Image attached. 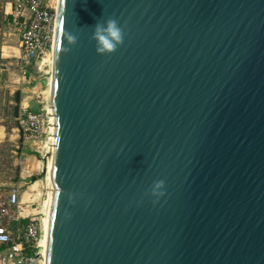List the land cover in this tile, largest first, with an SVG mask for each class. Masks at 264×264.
Returning <instances> with one entry per match:
<instances>
[{"label": "water", "instance_id": "1", "mask_svg": "<svg viewBox=\"0 0 264 264\" xmlns=\"http://www.w3.org/2000/svg\"><path fill=\"white\" fill-rule=\"evenodd\" d=\"M51 82L44 264H264V0H58Z\"/></svg>", "mask_w": 264, "mask_h": 264}, {"label": "built area", "instance_id": "2", "mask_svg": "<svg viewBox=\"0 0 264 264\" xmlns=\"http://www.w3.org/2000/svg\"><path fill=\"white\" fill-rule=\"evenodd\" d=\"M11 7L10 22L18 31L17 66L25 77L27 68L37 64L53 51L57 6L56 0H5ZM39 96L37 95V98ZM37 101L36 110L29 105H21L16 116V130L22 135V142L31 146V152L38 153L46 162L52 144L53 110L50 101ZM16 150L13 153L18 155ZM21 173L31 177L32 169L25 161L23 151L17 157ZM46 178V176H45ZM14 186L5 201L0 202V264H42L39 241L42 236V220L32 213L21 215L23 211L22 186ZM26 220L15 229L8 228V220Z\"/></svg>", "mask_w": 264, "mask_h": 264}, {"label": "rangeland", "instance_id": "3", "mask_svg": "<svg viewBox=\"0 0 264 264\" xmlns=\"http://www.w3.org/2000/svg\"><path fill=\"white\" fill-rule=\"evenodd\" d=\"M4 5H6L5 0H0V126L4 127V135L0 139V183H12L15 181V177H17L16 180L19 178V166L15 167L14 160L21 151L26 152L24 149L26 146L22 144V135L16 130L17 114L14 113V108L17 106L18 113L20 102L25 98L30 99L31 106L36 108L38 98L42 100L48 97L51 67L48 61L40 65L42 60H39L37 64L33 63L29 66L25 77L23 76L17 66L18 31L11 24L10 18L5 16ZM16 91L21 93L19 103L14 99ZM17 134L19 137H16ZM16 145H19L21 149L17 150L18 155L15 156L13 151L16 150ZM26 153L32 156L29 152ZM33 156L39 161L38 170L36 174L31 175L27 184L22 186L21 192L24 193L35 180H40L41 185L36 195L23 196L21 215L32 213L41 219L47 191L45 185L46 162L42 161L38 153H33ZM31 162L35 163L36 161Z\"/></svg>", "mask_w": 264, "mask_h": 264}, {"label": "clouds", "instance_id": "4", "mask_svg": "<svg viewBox=\"0 0 264 264\" xmlns=\"http://www.w3.org/2000/svg\"><path fill=\"white\" fill-rule=\"evenodd\" d=\"M124 32L116 19H107L103 22H97L93 26L91 39L95 41L96 52L98 54H111L119 45L123 43ZM67 43L74 45L77 42V37L71 33L66 36ZM163 180L154 182L153 187L156 190L162 189ZM153 194H156L155 192ZM163 195V192H159Z\"/></svg>", "mask_w": 264, "mask_h": 264}, {"label": "crops", "instance_id": "5", "mask_svg": "<svg viewBox=\"0 0 264 264\" xmlns=\"http://www.w3.org/2000/svg\"><path fill=\"white\" fill-rule=\"evenodd\" d=\"M3 8H4L3 10H4L5 16H8L9 18H11V16L9 15V12L11 11L10 5L8 3H6V5H4ZM20 105H29V107H30V105H31L30 104V99H26L25 98L22 102H20ZM3 135H4V127L0 126V139L2 138ZM16 137H19V134H17ZM22 144L26 146V147H24L25 151L29 152L32 156H29L26 152H24V154L26 156V159H25V161L23 159H21L20 163H22V161H23L22 164L27 162L30 165L29 167L32 169V174H34V173L36 174V171L38 170V166H39V161L37 160V158H35V156H33V152H31V146L29 144H26V143H23V142H22ZM16 146H19V145H16ZM16 146H15V148H16ZM19 148H20V146H19ZM19 161H18L17 158H15V160H14L15 167L17 165L19 166ZM31 161H36V162L32 163ZM42 161H43V159H42ZM15 178L17 179V177H15ZM29 178L30 177H27V174L25 172L21 173V170H20V167H19V178H18V180L15 179V181L12 182V183L11 182H9V183H0V202L1 201H5L7 199L8 195L10 193V190L14 186H16L18 184L22 185L23 182L29 181ZM10 221H12V220L11 219L8 220V225H9ZM8 228L12 229V227H10V225H9Z\"/></svg>", "mask_w": 264, "mask_h": 264}, {"label": "bare ground", "instance_id": "6", "mask_svg": "<svg viewBox=\"0 0 264 264\" xmlns=\"http://www.w3.org/2000/svg\"><path fill=\"white\" fill-rule=\"evenodd\" d=\"M58 0H56V6H57ZM48 61V63L50 64V67L52 65V61H53V51L50 52L48 55H46L44 57V59L40 62V65H42L44 62ZM51 77L49 78V82H48V97H46L49 101H50V93H51ZM51 150V147H50ZM49 168H50V156H48V163H47V172H46V200L43 204V208H42V236L40 238L39 241V247H40V252L42 255V264H44V244H45V223H46V215H47V208H48V203H49V197H50V191H51V185H50V181H49ZM41 185L40 180H35L33 181L26 189V191L23 193L24 197H27L28 195H36L39 191V186Z\"/></svg>", "mask_w": 264, "mask_h": 264}, {"label": "trees", "instance_id": "7", "mask_svg": "<svg viewBox=\"0 0 264 264\" xmlns=\"http://www.w3.org/2000/svg\"><path fill=\"white\" fill-rule=\"evenodd\" d=\"M20 94H21L20 91H16V92H15L14 99H15V101H16L17 103H19V101H20ZM29 110L33 111V110H36V108H33V106L30 105ZM14 113H15V114H18V113H17V106H15V108H14ZM25 221H26V220L22 219V220H20V221H18V222H12L11 227H12L13 229H15L16 227L23 225V224L25 223Z\"/></svg>", "mask_w": 264, "mask_h": 264}]
</instances>
